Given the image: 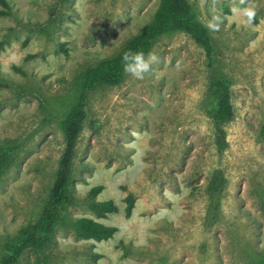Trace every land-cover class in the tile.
<instances>
[{
	"label": "rangeland",
	"instance_id": "obj_1",
	"mask_svg": "<svg viewBox=\"0 0 264 264\" xmlns=\"http://www.w3.org/2000/svg\"><path fill=\"white\" fill-rule=\"evenodd\" d=\"M190 1L230 81L225 147L207 114L214 69L204 49L188 33L162 35L143 79L125 74L91 92L72 168L75 201L52 246L25 251L20 264H263L264 0ZM9 2L15 16H0V157L15 149L0 179V260L48 202L78 79L120 54L160 0ZM96 185L104 189L91 198ZM123 186L136 198L130 217ZM94 199L114 200L119 212L97 216ZM77 216L118 231L103 241L78 237Z\"/></svg>",
	"mask_w": 264,
	"mask_h": 264
},
{
	"label": "trees",
	"instance_id": "obj_2",
	"mask_svg": "<svg viewBox=\"0 0 264 264\" xmlns=\"http://www.w3.org/2000/svg\"><path fill=\"white\" fill-rule=\"evenodd\" d=\"M61 1L67 2L69 0ZM0 5V16H15L9 0H0ZM175 31L190 34L204 49L209 66L214 69L208 87L206 109L218 131L217 145L221 150L225 147V125L234 116V106L230 81L218 65L210 30L200 19L196 7L190 0H160L152 21L128 42L120 54L89 67L78 79L77 100L69 108L62 121L65 149L59 160L48 202L35 223L24 227L17 240L6 243V252L0 260V264H20L25 251L30 249L45 251L52 246L53 233L56 227L64 219L68 208L75 201V196L71 191L72 168L79 137L89 117L88 104L91 92L101 85H117L124 80L126 73L123 71L122 57L125 52L131 50L148 53L162 35ZM2 47L3 42L0 41V49ZM1 84L2 79L0 77V86ZM259 138L264 141V125L259 131ZM14 149V146H9L1 151L0 179L12 160ZM103 189V185L93 186L88 195L95 198ZM123 189L127 191L124 197L125 215L130 217L135 207L136 198L134 192L129 190L127 186H123ZM90 209L100 217L119 212L118 205L111 199H94L90 204ZM71 226L78 237L96 241L108 240L114 237L118 231L116 226L107 225L87 216L71 218ZM99 257L101 254L98 253L91 255V258L95 260Z\"/></svg>",
	"mask_w": 264,
	"mask_h": 264
},
{
	"label": "clouds",
	"instance_id": "obj_3",
	"mask_svg": "<svg viewBox=\"0 0 264 264\" xmlns=\"http://www.w3.org/2000/svg\"><path fill=\"white\" fill-rule=\"evenodd\" d=\"M123 71L136 79H143L144 74L149 72L151 65L157 57L154 52L127 51L123 57Z\"/></svg>",
	"mask_w": 264,
	"mask_h": 264
}]
</instances>
